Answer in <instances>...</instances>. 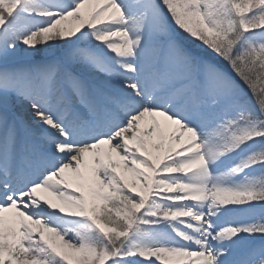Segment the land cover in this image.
Here are the masks:
<instances>
[{
    "label": "snow or ice",
    "instance_id": "6c2138e0",
    "mask_svg": "<svg viewBox=\"0 0 264 264\" xmlns=\"http://www.w3.org/2000/svg\"><path fill=\"white\" fill-rule=\"evenodd\" d=\"M0 264H264V0H0Z\"/></svg>",
    "mask_w": 264,
    "mask_h": 264
},
{
    "label": "rangeland",
    "instance_id": "374dc122",
    "mask_svg": "<svg viewBox=\"0 0 264 264\" xmlns=\"http://www.w3.org/2000/svg\"><path fill=\"white\" fill-rule=\"evenodd\" d=\"M40 57L39 56H37V59H39Z\"/></svg>",
    "mask_w": 264,
    "mask_h": 264
}]
</instances>
